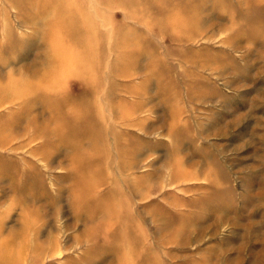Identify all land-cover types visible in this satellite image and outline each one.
I'll return each instance as SVG.
<instances>
[{
	"label": "rangeland",
	"instance_id": "rangeland-1",
	"mask_svg": "<svg viewBox=\"0 0 264 264\" xmlns=\"http://www.w3.org/2000/svg\"><path fill=\"white\" fill-rule=\"evenodd\" d=\"M0 264H264V0H0Z\"/></svg>",
	"mask_w": 264,
	"mask_h": 264
}]
</instances>
